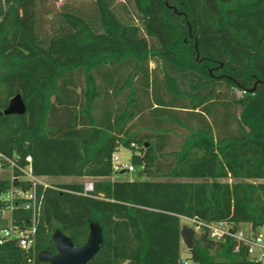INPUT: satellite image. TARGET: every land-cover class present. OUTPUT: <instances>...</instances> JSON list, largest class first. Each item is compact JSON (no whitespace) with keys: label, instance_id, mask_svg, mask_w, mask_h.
Here are the masks:
<instances>
[{"label":"trees","instance_id":"16d2710c","mask_svg":"<svg viewBox=\"0 0 264 264\" xmlns=\"http://www.w3.org/2000/svg\"><path fill=\"white\" fill-rule=\"evenodd\" d=\"M17 95L26 113L3 114ZM120 149L133 152L137 180H112ZM0 153L37 178L94 179L90 192L37 185L32 245L5 241L0 264H47L39 254H56V232L81 247L92 225L103 241L88 264H180L182 218L257 231L264 0H0ZM13 188L31 183L0 180V230L10 208L14 227L33 222L22 201L3 199ZM187 260L262 264L207 233Z\"/></svg>","mask_w":264,"mask_h":264},{"label":"built area","instance_id":"2783aa9c","mask_svg":"<svg viewBox=\"0 0 264 264\" xmlns=\"http://www.w3.org/2000/svg\"><path fill=\"white\" fill-rule=\"evenodd\" d=\"M26 160L27 162L31 163V157H27ZM112 165L115 174L119 172L122 173L123 171L125 172L126 170V167L119 162L118 152L113 154L112 156ZM5 166H10L12 170L18 168L23 173L21 177L13 175V180H23L29 181L31 183V189L28 191L13 188L8 194V201H22L24 207L32 213L33 222L31 227L19 230L17 227H14L10 218L12 208H10L9 210V216H5L2 212L3 217L9 220V227L0 230V245L7 240H15L20 248L28 250L33 242V237L35 234V223L38 215L40 214L43 200V196L37 193V185H43L44 187H48L50 185L42 183L40 181L41 178L35 177L32 174L30 165L25 168H20L16 165L15 162L0 153V169L4 168ZM133 170L134 167L130 165L128 167V171ZM92 190L93 184L85 185V191L90 192ZM191 221H193L194 225L197 228L205 229V233H207L209 237L215 241H221L226 237H231L238 244H245L248 247L249 257L251 259H254L256 262L264 264V224L257 231H252L250 228L248 231H242L239 227L236 228L234 225L226 222L199 223L194 220ZM180 264H189V261L187 259H183Z\"/></svg>","mask_w":264,"mask_h":264},{"label":"water","instance_id":"95a60500","mask_svg":"<svg viewBox=\"0 0 264 264\" xmlns=\"http://www.w3.org/2000/svg\"><path fill=\"white\" fill-rule=\"evenodd\" d=\"M199 54H197V58ZM257 81L253 89L249 92H254L257 85L261 84ZM26 113V106L20 95L15 96L9 102L7 109L3 112L5 115H23ZM124 173V171H123ZM181 239L184 246L190 252L195 243L194 229L184 226L181 231ZM56 254L50 252H42L39 254V260L47 264H88L94 256L98 253L102 244V232L98 225H92L88 240L85 245L75 247L72 240L56 232L52 237Z\"/></svg>","mask_w":264,"mask_h":264},{"label":"rangeland","instance_id":"374dc122","mask_svg":"<svg viewBox=\"0 0 264 264\" xmlns=\"http://www.w3.org/2000/svg\"><path fill=\"white\" fill-rule=\"evenodd\" d=\"M123 0H117V2H122ZM62 5L61 2H58L55 4V8L56 10H58L60 8V6ZM151 67L154 68L155 64L151 63ZM238 96L241 95V93H237ZM174 142H173V147L171 146L170 148L167 149V152H170L173 149H177V147H179V143H180V135H175L174 137ZM119 162L122 163L125 167L126 170L125 172L121 173H117L113 176V180H137V168L135 166L133 171H128V167L130 165H132L131 163V158L133 156V152L131 150H127V149H120L119 152ZM13 177V170L10 166H5L4 168L0 169V180H11ZM40 181L42 183H45L47 185H53V184H59V183H82L84 185L86 184H93L94 179L91 178H76V177H58V178H41ZM3 199L5 201H8L9 199V195H5L3 197ZM3 214L5 216H9V210L3 211ZM181 225L182 227L184 226H188L192 229H194L195 231V242L197 243L200 239V236L205 233V229L203 228H197L193 221L188 220L186 218H182L181 219ZM240 230L242 231H248L249 227L246 225H241ZM182 254V259H187L189 257V251L187 250V248L184 246L183 244V248L181 251ZM189 264H194L192 262H189Z\"/></svg>","mask_w":264,"mask_h":264},{"label":"crops","instance_id":"0c3cea01","mask_svg":"<svg viewBox=\"0 0 264 264\" xmlns=\"http://www.w3.org/2000/svg\"><path fill=\"white\" fill-rule=\"evenodd\" d=\"M113 179H114V178H113ZM113 179H112V180H113ZM240 226H241V225H240ZM246 226H248V227L250 228V226H249V225H246Z\"/></svg>","mask_w":264,"mask_h":264}]
</instances>
